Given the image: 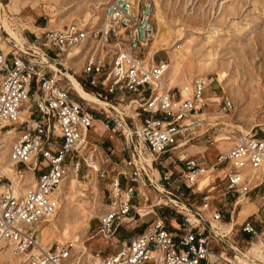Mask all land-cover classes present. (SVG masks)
Returning a JSON list of instances; mask_svg holds the SVG:
<instances>
[{
  "label": "built area",
  "instance_id": "obj_1",
  "mask_svg": "<svg viewBox=\"0 0 264 264\" xmlns=\"http://www.w3.org/2000/svg\"><path fill=\"white\" fill-rule=\"evenodd\" d=\"M154 30L151 0H107L101 18L81 29L69 22L46 28L41 36L33 33L23 40L29 43L24 49L0 46V148L7 143L6 158L19 184L25 185L26 170L32 174V182L17 191L13 181L0 172V244L21 256L23 264H73L68 244L44 246L38 241V225L58 206L59 182L69 172L77 173L81 160H91V153L85 159L82 149L95 115L76 96L61 70L78 72L81 86L87 83L98 88V96L125 94L129 106L135 104L134 124L125 120L123 112L109 117L103 109V116L111 119L104 127L117 131L122 139L119 150L126 152L121 157L126 169L110 177L108 198L97 216V232L105 242L112 241L121 223L140 215L133 209L143 194L140 187H155L150 167L156 169L163 190L173 170L187 187L195 185L196 175L206 170L212 173L192 212L195 220L180 210V220L169 228L161 217H152L140 231L122 237L110 252L91 253L85 264H237L240 253L233 247H229L230 254L214 249L212 243L224 244L222 235L210 228V220L200 211L207 209L215 188L235 196L234 203L255 188L264 191V131H225L230 143L208 163L203 153L198 157L180 153L214 126L205 118L207 100L201 99L212 76L195 77L189 97L181 99L179 89L176 93L164 75L167 61L154 58L156 51L149 52ZM76 61L80 62L77 72L71 68ZM220 100L221 110L230 107L227 97ZM24 107V118L18 119ZM138 150L152 156L150 164L136 161ZM209 215L221 220L218 209ZM237 224L246 233V242L258 241L264 251V219L255 223L244 217ZM255 261L247 258L242 264Z\"/></svg>",
  "mask_w": 264,
  "mask_h": 264
},
{
  "label": "rangeland",
  "instance_id": "obj_2",
  "mask_svg": "<svg viewBox=\"0 0 264 264\" xmlns=\"http://www.w3.org/2000/svg\"><path fill=\"white\" fill-rule=\"evenodd\" d=\"M106 1L0 0L5 6L12 28L19 34L22 43L33 33L41 36L42 31L46 28H59L69 22H74L81 29L86 23L98 21L101 18L102 6ZM151 1L154 7L153 21L155 25L152 39L156 51L154 58L167 61L169 70L167 76L176 93L178 88L179 93L181 92L185 97L190 94L191 84L195 77L198 75L212 76L203 95L209 99L206 104L208 113L205 114V118L214 126L198 136L196 140L186 144L184 152L180 151V153L197 157L203 153L208 163L213 159L218 149H224L230 143L225 139L226 137L223 138L228 135L227 132H237L241 129L248 131L250 128L260 132L264 131V0ZM87 13L89 15L85 18ZM8 37L0 22V38L3 39V42L7 39L6 42L14 43ZM27 44L29 43H23L24 46ZM176 54L185 55L176 71L171 73L169 64L172 56ZM79 63L76 61L71 64L72 70L77 72ZM219 75H221L220 80L218 79ZM66 76L68 82L69 77L75 78L78 82L81 80L78 72L76 75L66 73ZM82 87L94 95H96L95 91L99 90L87 83L82 84ZM74 93L82 99L84 104L87 103L92 114L100 119L96 126L89 128L86 135L87 143L82 149L85 159L91 153V160L87 158L86 161H80L76 177H72V171L64 177L66 179L62 183V195L59 196V204L63 206L68 204V199L73 196V201L68 206L69 209H71L70 204L73 203L79 204L81 208H86L91 212L88 224L78 226L79 244L74 245L72 237L64 239L63 243L68 244L76 258L80 257L79 264H85L91 253L97 250L101 254L110 252L118 246L122 237L140 230L152 217H161L165 225L169 226L175 225L176 221L180 220V210L185 211L188 217L189 214L193 215L192 212L197 210L196 206L200 204L201 193L209 184L212 173L198 175V184L187 187L183 177L177 175L173 170L171 181L164 187V190L160 191L157 185L159 181L156 180L157 171L150 167L152 174L148 173L157 188L152 185L140 187L143 194H139L133 208L134 211L141 212L140 215L136 220L131 219L121 223L112 241L105 242L97 232V216L107 201L110 177L116 171L122 168L126 169L121 162V157L126 152L119 150L122 139L117 131L106 129L103 125L105 121L111 124L109 117L114 116L115 111H106L109 117L105 118L103 108L98 104L84 100L75 91ZM96 96L115 105L119 112L125 114L127 122L130 120L131 124H134V121L137 120L132 115L135 104L131 103L129 106L125 94L107 95L106 98ZM214 96L218 100H212L211 98ZM224 96L230 100V107L225 111L221 110L222 104L218 102H221L220 99ZM220 111L221 113H219ZM139 151V156L136 158L138 162L141 161ZM144 156L152 159L151 155L144 154ZM100 172H103V175ZM210 175L211 177H209ZM31 178V174L28 173L25 185L21 187L29 185ZM159 185L161 186V184ZM222 191L223 189L220 187L213 189L211 193L214 198L209 201L207 209L200 211L203 217L210 220L209 223L213 220L209 217V213L213 209L219 210L223 222H231L233 218V221L238 223L247 217L252 222L258 223L259 219H264V191L262 189L251 190L247 197L239 196L236 203L233 201L235 196L232 197L229 193L221 194ZM171 200L177 202L172 203ZM164 201V204H154ZM142 207L146 208L142 209ZM252 211L254 212L251 213ZM237 223L233 225L231 234L233 237L228 238V241L234 245H237L235 241L238 238L237 232L240 231ZM62 227L61 224L51 230L50 225L46 227L47 231L44 234L46 241L55 245L57 243L55 237L59 235ZM227 235L223 237L227 238ZM232 239L235 241H231ZM256 242L258 241L253 243ZM252 245L239 242L237 247L245 253ZM83 247L86 248V252ZM12 259L22 261L20 258L12 256L7 247L0 248V264H8ZM239 259L242 260V256L238 254L235 263H238ZM245 259L247 258L245 257ZM242 261L244 262V260Z\"/></svg>",
  "mask_w": 264,
  "mask_h": 264
},
{
  "label": "bare ground",
  "instance_id": "obj_3",
  "mask_svg": "<svg viewBox=\"0 0 264 264\" xmlns=\"http://www.w3.org/2000/svg\"><path fill=\"white\" fill-rule=\"evenodd\" d=\"M88 15H89V13L86 14L85 18H87ZM153 18H154V7H153ZM0 22L3 24V27L5 28V31H6V33L9 36L8 38L12 39L14 41V43L13 42H6L7 41V39H6L5 42H3V39L0 38V46L4 47V48H7L10 44H12L14 46H17V47H20V48L24 49V45L22 43V40H21L19 34L15 31V29L12 28V24H11L9 18H8V14L6 12L5 6L1 2H0ZM154 32H155V30H154ZM153 37H154V33H153V36H152V38H151V40H150V42L148 44L150 53L155 51L154 42H152ZM155 37H156V35H155ZM151 42H152V44H151ZM184 55L185 54H182V55H177L176 54V55L172 56L171 62L169 64V68H170L171 73L175 72L176 69L179 67V65L181 64V61L183 60ZM52 67L54 69L57 68L53 64H52ZM61 72L63 73V75L65 76L66 79H67L66 73L67 74H72V73H70L71 71H69V70H61ZM167 73H169L168 63H167V69H166L164 75L167 78L168 82L171 84L170 79L167 76ZM218 79L219 80L221 79V75H219ZM68 83L71 85L70 86L71 89H73L76 93H78V95L80 97H82L84 100L88 101L89 103L98 104L105 111L114 110V111H116L118 113H121V112H119V109L115 105H112V104H110L108 102H105V101L101 100L99 97H97L96 95L86 91L75 78L69 77V82ZM189 95L183 97L182 93L180 92V98L181 99L187 98V97H189ZM201 99L202 100L205 99L207 101L209 100L208 98H206V95H203L201 97ZM211 99L212 100L213 99L218 100V98H216V96H214ZM24 113H25V107H24V109H22L19 112L18 119H23L24 118ZM219 113H221V111ZM93 126H94V123H93L92 127ZM241 131L242 132H247L244 129H241ZM223 138H225L226 140L230 141L229 140L230 135L224 136ZM216 141H218V140H216ZM6 152H7V143L5 142L3 144V147L0 148V172L6 174L13 181V183L17 187V191H22L24 187H21L23 185H21V184H19L17 182L16 176L14 175V172H13V167L11 166L9 159H6ZM139 153H140L139 159L141 161L145 162V163L150 164L151 160L148 158V156H147V158L144 156V154H148L149 156H150V154L149 153H144L143 154V152L141 150L139 151ZM145 160H150V161H145ZM141 161H139V162L143 163ZM208 172H210V170L204 171L202 173V175L205 174V173H208ZM28 173L31 174L30 171L26 170L25 171V176H24V179H23V183L25 182L26 175ZM72 173H73L72 177L73 176L74 177L77 176V173H75L74 171H72ZM199 175H201V174H199ZM31 176H32V174H31ZM197 177H198V175L195 176V184H198V182H199V180H197ZM209 177H211V175ZM65 179L66 178H63L59 182V184H58V186L56 188V193L58 195V206H57L55 212L52 214L51 217L48 218V220L46 222L40 223L38 225V228H39L38 241H39L40 244H42L44 246L52 243V242L46 241V239L44 237V234L47 231L45 228L49 227V225H50V230L53 229V228L56 229L58 224H61L63 227H62V230L60 231L59 235L55 237L56 238L55 241L58 244H62V243H64V239L72 237L74 245H78L79 242H80V235L78 233V226L80 224H84L86 226L88 224L87 221H88L89 217L91 216V212L89 210H86V208H81L79 206V204H73L72 203V204H70L71 209L68 208L69 203H71V201H73V199H72L73 196H70V199H68V204H65L64 206L62 204H59V201H60L59 200V196L62 195V183L64 182ZM31 182H32V178H31ZM31 182H29V184ZM157 185H158V190L162 191L163 188H161V186L159 184H157ZM168 198H170V197H168ZM173 200H171L172 203L177 202L176 200L175 201H173ZM143 208H146V207H142V209ZM189 217H190L191 220H195V217L193 215L189 214ZM233 224H234L233 222H230V223L212 222V228L214 229V231L217 234L221 233V235H227L228 233L231 232V230L233 228ZM253 242L254 241H252L251 244ZM4 247H7V249L10 250V253H11L12 256L18 257V258H20V260H22L21 256L12 253V251H11L9 246L0 244V248H4ZM83 248H85V247H83ZM85 252H86V248H85ZM242 253L245 255V257L250 258L252 260H256L255 261L256 264H264V253H263V250H262V248H261L259 243L253 244L250 248H248L245 251V253L244 252H242ZM90 256L91 255H89L88 257H90ZM22 262L23 261H19V259L18 260L12 259L8 264H21ZM71 263L79 264L78 257L77 258H76V256L72 257L71 258ZM242 263H244V262L241 259H239L237 264H242Z\"/></svg>",
  "mask_w": 264,
  "mask_h": 264
},
{
  "label": "crops",
  "instance_id": "obj_4",
  "mask_svg": "<svg viewBox=\"0 0 264 264\" xmlns=\"http://www.w3.org/2000/svg\"><path fill=\"white\" fill-rule=\"evenodd\" d=\"M100 119L97 117V116H94L93 117V123H94V125L96 126L97 125V122L99 121ZM256 207V206H255ZM186 209V208H185ZM255 211V210H254ZM254 211H252L251 213H253ZM251 213H249V214H251ZM193 216L195 217V215L193 214ZM234 219L232 218L231 219V222H233L234 224L233 225H235L237 222H235V221H233ZM177 222V221H176ZM212 222H221V223H230V222H223V221H220V220H211V223H210V228L214 231V229L212 228ZM142 229V228H141ZM140 229V230H141ZM233 229V228H232ZM140 230H137L136 232H138V231H140ZM215 232V231H214ZM237 232V231H236ZM133 233H135V232H133ZM216 233V232H215ZM233 233V231L231 230V233L230 234H228L226 237L227 238H225V237H223V236H225V235H222V237H220L221 239H222V241H223V243L224 244H222L221 245V243L219 244H215V243H212V246L214 247V249H217V250H220L221 248H223V249H225V251L227 252V253H229L230 254V252H231V250L229 249V247H233L234 249H236L240 254V256H242V260H244V262H245V255L242 253L243 251H241L240 249H238L236 246L238 245V243L239 242H245V243H248V242H246V233H244V232H241V231H239V232H237L238 233V238H237V240L235 241L234 239H232L231 241H235V243H237V245H234V244H232L230 241H228V238L231 236V234ZM219 234V233H218ZM220 235H221V233H220ZM231 237H233V236H231ZM227 240V241H226ZM226 242H228V243H226ZM256 243H258V242H256ZM252 244H254V243H252ZM222 246V247H221ZM263 253H264V251H263ZM223 256H225L224 254H223ZM226 258H228V256H225ZM241 258V257H240ZM200 264H204L203 262H201Z\"/></svg>",
  "mask_w": 264,
  "mask_h": 264
},
{
  "label": "trees",
  "instance_id": "obj_5",
  "mask_svg": "<svg viewBox=\"0 0 264 264\" xmlns=\"http://www.w3.org/2000/svg\"><path fill=\"white\" fill-rule=\"evenodd\" d=\"M95 116H96V115H95ZM178 221H179V220H178ZM166 226H167V227H169V228H173V226H172V225H169V226H168V225H166Z\"/></svg>",
  "mask_w": 264,
  "mask_h": 264
}]
</instances>
